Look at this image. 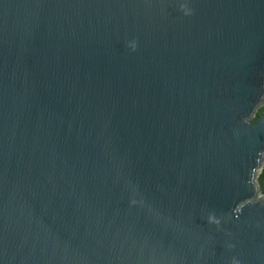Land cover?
Here are the masks:
<instances>
[{"label": "water", "instance_id": "water-1", "mask_svg": "<svg viewBox=\"0 0 264 264\" xmlns=\"http://www.w3.org/2000/svg\"><path fill=\"white\" fill-rule=\"evenodd\" d=\"M264 0H0V264H264Z\"/></svg>", "mask_w": 264, "mask_h": 264}, {"label": "trees", "instance_id": "trees-1", "mask_svg": "<svg viewBox=\"0 0 264 264\" xmlns=\"http://www.w3.org/2000/svg\"><path fill=\"white\" fill-rule=\"evenodd\" d=\"M263 114H264V107L260 110V112H259V114H258V116H257V118H256V120H255L254 122H257L258 119H259ZM259 181H260V184H261L262 191H263V193H264V171H263V174L261 175Z\"/></svg>", "mask_w": 264, "mask_h": 264}]
</instances>
